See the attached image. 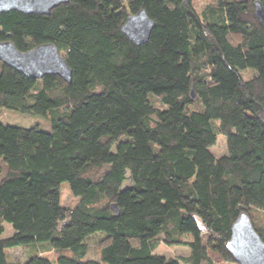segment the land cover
Listing matches in <instances>:
<instances>
[{
  "label": "trees",
  "instance_id": "obj_1",
  "mask_svg": "<svg viewBox=\"0 0 264 264\" xmlns=\"http://www.w3.org/2000/svg\"><path fill=\"white\" fill-rule=\"evenodd\" d=\"M254 1L198 12L193 0H67L49 14H0V42L22 52L52 43L71 69L68 83L0 62V107L50 122L0 123V236L5 223L14 230L0 238V264L6 249L36 245L24 264H54L45 251L56 264H237L226 244L240 213L264 241V21ZM140 9L154 27L136 45L121 26ZM218 136L226 151L216 156ZM63 182L71 207L60 204ZM94 233L104 237L88 259ZM159 242L190 253L157 255Z\"/></svg>",
  "mask_w": 264,
  "mask_h": 264
},
{
  "label": "water",
  "instance_id": "obj_2",
  "mask_svg": "<svg viewBox=\"0 0 264 264\" xmlns=\"http://www.w3.org/2000/svg\"><path fill=\"white\" fill-rule=\"evenodd\" d=\"M67 0H0V14L18 11L23 14H49L51 9ZM253 15L264 21V5L260 0L253 2ZM154 27V22L144 9L128 15L122 33L134 44L145 43ZM0 62L25 76L40 79L46 75H57L66 82L71 81V69L65 58L52 43L40 44L26 52L19 51L12 42H0ZM113 211H117L115 205ZM227 251L237 264H264V241L252 226L249 216L240 213L230 228Z\"/></svg>",
  "mask_w": 264,
  "mask_h": 264
},
{
  "label": "rangeland",
  "instance_id": "obj_3",
  "mask_svg": "<svg viewBox=\"0 0 264 264\" xmlns=\"http://www.w3.org/2000/svg\"><path fill=\"white\" fill-rule=\"evenodd\" d=\"M214 0H193L194 7L199 12L207 4L213 3ZM251 72H245L244 76H249ZM0 123L3 125L17 126V127H38L40 130L49 131L50 122L43 115L21 113L12 109H7L0 107ZM209 150L213 152L216 156L225 153V137L218 136L214 146L210 147ZM114 151V148L112 149ZM129 183L128 181L125 183ZM60 204L63 206L71 207L77 202V198L72 195L67 182H63L60 185ZM262 218V217H261ZM14 233L11 225L8 223L4 224V232L0 238H5ZM104 237L101 233H94L88 236L84 243L87 247L86 255L88 259L98 258V242ZM39 246H34V248L29 247H14L5 250L6 263L7 264H24L29 255L35 250H39ZM155 254L165 256V257H185L189 255L190 249L184 245H166L163 242H159L154 250ZM43 256L50 259L54 264L56 259V254L53 251L43 252ZM184 264V263H182Z\"/></svg>",
  "mask_w": 264,
  "mask_h": 264
}]
</instances>
